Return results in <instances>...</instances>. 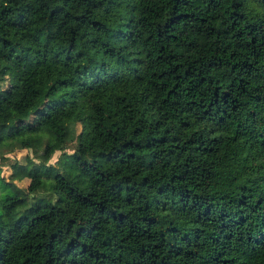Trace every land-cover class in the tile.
Segmentation results:
<instances>
[{
  "label": "trees",
  "instance_id": "16d2710c",
  "mask_svg": "<svg viewBox=\"0 0 264 264\" xmlns=\"http://www.w3.org/2000/svg\"><path fill=\"white\" fill-rule=\"evenodd\" d=\"M33 136L0 264H264V0H0V160Z\"/></svg>",
  "mask_w": 264,
  "mask_h": 264
},
{
  "label": "rangeland",
  "instance_id": "374dc122",
  "mask_svg": "<svg viewBox=\"0 0 264 264\" xmlns=\"http://www.w3.org/2000/svg\"><path fill=\"white\" fill-rule=\"evenodd\" d=\"M79 128V125H75V130L77 131ZM33 141L31 142V146L29 149H15L11 152L5 153V159L0 160V176L3 178H7L10 168L9 164L13 161L16 160L18 163L23 164V163H29L27 159H29L31 162H37L39 159L43 160L44 155H43V144L41 139L37 138L36 136H33ZM73 148V140L70 142H67L65 145V148L63 149L64 152H71ZM59 151H54L51 156L47 159V163H54L55 160L58 158ZM13 183L21 188H24L27 184V179L22 178L20 180L14 179ZM10 193V192H9ZM45 191H39L36 194H41V195H47L44 194Z\"/></svg>",
  "mask_w": 264,
  "mask_h": 264
}]
</instances>
